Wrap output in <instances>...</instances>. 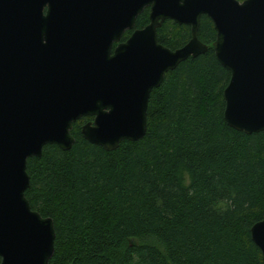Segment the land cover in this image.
<instances>
[{
	"label": "water",
	"instance_id": "water-1",
	"mask_svg": "<svg viewBox=\"0 0 264 264\" xmlns=\"http://www.w3.org/2000/svg\"><path fill=\"white\" fill-rule=\"evenodd\" d=\"M147 8L150 23L120 43ZM203 16L231 73L225 121L264 132V0H0V264H50L55 253L54 221L26 198L28 159L47 145L70 151L74 124L88 117L84 139L107 152L142 140L152 92L207 52ZM166 21L190 27V41L176 50L159 43ZM251 238L264 259V218Z\"/></svg>",
	"mask_w": 264,
	"mask_h": 264
},
{
	"label": "trees",
	"instance_id": "trees-1",
	"mask_svg": "<svg viewBox=\"0 0 264 264\" xmlns=\"http://www.w3.org/2000/svg\"><path fill=\"white\" fill-rule=\"evenodd\" d=\"M149 16L147 8L136 27L145 28ZM191 37L190 27L173 21L158 29L171 50ZM198 37L207 52L152 92L142 140L107 152L84 139L79 120L70 151L47 145L41 158L28 159L26 198L54 221L50 264H264L251 238L264 218V132L227 124L231 73L216 57L207 16ZM232 191V206L215 210Z\"/></svg>",
	"mask_w": 264,
	"mask_h": 264
},
{
	"label": "clouds",
	"instance_id": "clouds-1",
	"mask_svg": "<svg viewBox=\"0 0 264 264\" xmlns=\"http://www.w3.org/2000/svg\"><path fill=\"white\" fill-rule=\"evenodd\" d=\"M236 195L237 193L235 191H232L227 196L218 198L214 202L213 208L221 212L228 210L232 206L233 201L236 199Z\"/></svg>",
	"mask_w": 264,
	"mask_h": 264
},
{
	"label": "flooded vegetation",
	"instance_id": "flooded-vegetation-1",
	"mask_svg": "<svg viewBox=\"0 0 264 264\" xmlns=\"http://www.w3.org/2000/svg\"><path fill=\"white\" fill-rule=\"evenodd\" d=\"M145 10H146V9H145ZM145 10H144V11H145ZM45 13H46V12H45ZM142 29H144V28H142ZM136 30H141V29L135 27V28H134L133 30H131V31H126V32L123 34L120 43H125V42H126L131 36H132V34H133ZM120 43H119V44H120ZM119 44H118V43H114V48H116ZM81 120H84V122H83V124H82V126H83L84 124L93 121V118H92V117H88V118H83V119H81Z\"/></svg>",
	"mask_w": 264,
	"mask_h": 264
}]
</instances>
